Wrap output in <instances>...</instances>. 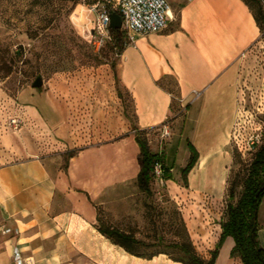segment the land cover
<instances>
[{"label":"crops","instance_id":"0c3cea01","mask_svg":"<svg viewBox=\"0 0 264 264\" xmlns=\"http://www.w3.org/2000/svg\"><path fill=\"white\" fill-rule=\"evenodd\" d=\"M259 39L260 29L242 0H174L168 28L135 36L122 53L118 77L133 100L139 129L178 128L176 140L154 152L163 155L170 171L167 182L176 173L170 155L180 139L199 153L188 176L190 190L214 191V175H226L227 147L249 89L242 70ZM164 78L175 81L179 91L175 114L172 94L158 84ZM17 102L18 112L9 116L21 126L0 133V264H14V247L33 264H182L166 254L133 256L99 231L98 211L118 220L124 205H130L123 200L130 177L124 164L132 160L121 143L74 142L64 109L49 93L24 89ZM70 151L76 153L68 158ZM203 171L209 184L200 181ZM133 173L137 182L138 164ZM263 207L264 198L258 212V240L264 248ZM110 227L140 240L116 221ZM220 234L221 229L216 243ZM234 246L227 237L215 264H242L231 256Z\"/></svg>","mask_w":264,"mask_h":264},{"label":"rangeland","instance_id":"374dc122","mask_svg":"<svg viewBox=\"0 0 264 264\" xmlns=\"http://www.w3.org/2000/svg\"><path fill=\"white\" fill-rule=\"evenodd\" d=\"M248 1L254 11L259 9L255 1ZM115 2L0 0V133L16 129L9 115L19 110L18 95L24 89H36L33 83L42 78L43 86L36 90L51 94L64 109L74 142L81 146L121 143L124 154L132 160L124 164L130 177L124 183L123 200L130 205H124L118 220L110 219L107 211L101 209L98 211L101 224L110 227L116 221L120 229L138 235L140 241L149 245L141 248L144 254L164 252L169 258L179 256L171 244L188 239L195 252L208 259L220 222L226 217L230 190H235L236 202L243 191L254 151L239 153L230 141L226 175L217 170L212 180L214 191L196 192L186 187L178 176L190 154L185 139H180L170 155L175 160L173 181L154 178L149 195L140 191L133 178L139 165L137 138L146 141L152 152L164 150L171 140H176L178 128L171 125L169 132L163 127L142 131L137 126L132 98L122 89L118 78L122 57L119 40L112 34L100 46L93 32L97 12ZM120 31V38H128L124 28ZM242 80L249 88H245L244 107L250 113L246 117L251 121L253 114L255 120V125L247 121L244 134H248L260 121V115L254 113H264V26L258 43L250 51V62L242 70ZM165 88L179 96L175 81H165ZM259 106L261 113L257 111ZM178 111L177 99L173 113ZM262 130L264 134V124ZM111 150L115 153L114 148ZM171 160L166 162L169 167ZM205 163L203 159L201 165ZM200 181L210 183L205 171Z\"/></svg>","mask_w":264,"mask_h":264},{"label":"trees","instance_id":"16d2710c","mask_svg":"<svg viewBox=\"0 0 264 264\" xmlns=\"http://www.w3.org/2000/svg\"><path fill=\"white\" fill-rule=\"evenodd\" d=\"M68 1V0H64ZM251 10L257 26L262 30L264 26V10L259 2L257 11H254L248 0H242ZM112 34L116 35L119 40V50L121 53L126 49L125 43L128 38L121 36L120 30H111ZM119 78V77H118ZM165 78L160 80L158 84L165 88ZM120 82V80H119ZM124 90V88H122ZM168 90V89H167ZM125 91V90H124ZM173 96V108L176 100L179 99L172 90H168ZM126 92V91H125ZM128 93V92H127ZM179 93V91H178ZM130 95V94H129ZM133 101V100H132ZM172 108V110H173ZM264 113L259 116V120L264 124ZM138 145L140 146L139 155V174L137 177V184L141 191L150 194L151 183L154 180V167L158 164L162 166L164 180H172L169 169L164 165L163 155L154 153L150 150L146 141L137 138ZM187 147L190 151L188 163L181 171V177L184 185L188 186V176L194 169L199 160V153L195 146L187 142ZM236 148V147H235ZM237 149V148H236ZM237 151H239L237 149ZM252 163L249 167L248 175L244 181V187L241 195L234 202L236 198L235 190L231 189L229 194L230 202L227 205L226 217L220 222L219 229L221 234L211 251V256L208 259L200 257L194 250L191 242L187 239L181 243L171 244V248L179 253V256L170 255V259L182 264H215L218 257L219 249L227 237H232L235 246L232 250L231 256L239 258L242 264H264V248L258 240V232L260 225L258 222V212L262 200L264 198V134L262 130V141L259 145L254 147ZM249 151L248 153H250ZM76 151H70L67 155L71 158L75 155ZM239 153H242L239 151ZM99 231L106 236L113 244L123 248L127 253L144 259H152L153 257L166 254L159 252L157 254H144L141 252L142 247L149 245L136 239L133 235L127 234L117 228L100 225Z\"/></svg>","mask_w":264,"mask_h":264},{"label":"built area","instance_id":"2783aa9c","mask_svg":"<svg viewBox=\"0 0 264 264\" xmlns=\"http://www.w3.org/2000/svg\"><path fill=\"white\" fill-rule=\"evenodd\" d=\"M174 0H117L108 9L100 10L97 12V19L93 25V32L97 36V43L102 46L107 40L111 39L112 32L110 28V15L112 12H117L123 22V28L128 33V41L125 43V47H128L134 43L135 36H147L150 34L161 33L168 28L170 22V8L171 2ZM191 2L193 0H185ZM259 2L264 10V0H256ZM96 6L94 7V10ZM260 107L257 108L258 113ZM264 109V108H263ZM249 111L243 106L237 115L236 124L234 126L231 141L235 147L242 153L252 151L254 147L259 145L262 141V126L261 121H257L256 127L250 130L248 134H244L247 128ZM255 116L261 115L254 113ZM254 115L251 114V121L255 125L253 120ZM20 120L12 119L11 124L16 129L19 128ZM253 126V125H252ZM15 129V130H16ZM154 176L156 179L163 180V169L160 164L154 167ZM9 232V231H8ZM14 264H33L30 259H26L22 255V251L19 247L13 249Z\"/></svg>","mask_w":264,"mask_h":264},{"label":"water","instance_id":"95a60500","mask_svg":"<svg viewBox=\"0 0 264 264\" xmlns=\"http://www.w3.org/2000/svg\"><path fill=\"white\" fill-rule=\"evenodd\" d=\"M110 21V28L112 30H121L123 28L122 18L117 12L111 13ZM32 86L36 89L41 88L43 86L42 78H37Z\"/></svg>","mask_w":264,"mask_h":264},{"label":"bare ground","instance_id":"6f19581e","mask_svg":"<svg viewBox=\"0 0 264 264\" xmlns=\"http://www.w3.org/2000/svg\"><path fill=\"white\" fill-rule=\"evenodd\" d=\"M16 130H18V129H16Z\"/></svg>","mask_w":264,"mask_h":264}]
</instances>
